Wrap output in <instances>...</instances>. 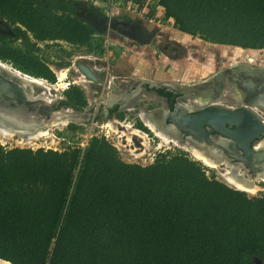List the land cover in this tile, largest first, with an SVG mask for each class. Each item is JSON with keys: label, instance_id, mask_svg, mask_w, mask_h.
<instances>
[{"label": "trees", "instance_id": "obj_1", "mask_svg": "<svg viewBox=\"0 0 264 264\" xmlns=\"http://www.w3.org/2000/svg\"><path fill=\"white\" fill-rule=\"evenodd\" d=\"M75 3L0 0V15L22 21L35 39L88 46L96 30L74 13ZM160 3L183 32L264 49V0ZM16 30L22 46L4 39L0 58L54 82L26 31ZM64 103L82 108L87 99L73 85ZM0 258L12 264H258V258L264 264V194L250 197L209 176L184 152L148 165L127 162L105 136L64 150L0 141Z\"/></svg>", "mask_w": 264, "mask_h": 264}, {"label": "rangeland", "instance_id": "obj_2", "mask_svg": "<svg viewBox=\"0 0 264 264\" xmlns=\"http://www.w3.org/2000/svg\"><path fill=\"white\" fill-rule=\"evenodd\" d=\"M75 14L83 17L80 12H76ZM98 14L100 13L97 11ZM89 17L93 19L94 16L89 15ZM152 24L155 36L153 40L145 43L129 40L121 36L117 30H112L108 26L105 28L98 27L96 35L92 37L91 44L88 46H74L67 42H42L39 46L40 50L38 49L37 53L41 59L51 65L52 70L55 72L56 80L54 82L49 80L51 83H48L50 88H53L49 90L47 97L51 98V105H53L48 109L46 108V110L44 108L46 105L40 106L42 105L41 103L37 106V110L45 115L46 121H49L52 112H56L64 107L60 109L56 108L58 106H55L54 103L62 98L66 100V91L75 85L83 90L87 99L86 106H88L85 110L78 111L90 113L87 118L81 119L78 122H71L70 124L74 125V127H71L70 124L64 127H54L48 135L29 143H23V140L19 136L4 138L0 135V141L7 147L19 146L37 149L42 146L44 148L64 150L74 146L84 147L94 135L105 136L116 146L117 152L123 160L142 165L151 164L157 157L162 158L163 154L174 152H184L191 159L200 161L193 155L191 148L187 147V145H191L205 149L215 158L225 160L227 158L230 160V164L223 163L216 168L208 166L202 161L200 162L205 167L206 173L209 176L212 177L214 175L220 181L236 188L226 182L223 176L225 170H229L231 166L236 168L238 163L243 162L245 168L241 172L243 174L253 172L245 160L239 158L234 161L232 159L233 155L231 154L239 155V152L233 147V141L229 137L218 136L209 143L206 140L196 139L190 133L183 132L176 123L169 124L171 121L167 106L160 108L166 105L164 98L161 96L162 98L155 100L153 98L155 97V92L152 90L144 91L142 88L144 84L142 82H149V86L152 84L161 85L177 90L179 93L181 92L183 96L179 101L187 109H191L189 105H194L195 110H200L214 104L231 108L247 105L253 108V100L251 102L246 101L243 104V101L241 102L237 97L240 94L242 95L240 88L230 87L233 82L231 81V69L229 67L238 58L244 57L246 51L243 49L245 48L210 42L199 34H188L175 26L173 20L162 18L160 22L155 21ZM84 55H89L92 59L94 58L93 64L98 65L100 69L105 67L103 73L105 79L99 81L102 83L103 88L98 93L89 91L85 86L87 82L90 84V78L86 79L84 74L83 77H79L82 74L78 72V62L81 61L80 64L82 66L86 65L83 59ZM78 57L82 59L77 61ZM254 62H257L258 66L259 64L264 66V60L259 61V59L255 58L253 64H256ZM3 72L5 71H1V73ZM63 72L65 76L60 81V73ZM8 74L12 78H16L10 73ZM257 76L255 75V77ZM74 80H77L79 83H74ZM16 81L19 82L17 78ZM62 84L64 85L63 88H57L58 85L62 86ZM134 84L138 86L137 92H139V97L136 100L134 98L136 91L130 94L120 91V89L130 90L129 88L133 87ZM35 91L38 95L43 92L39 88H36ZM107 93L108 95L110 93L114 94V97L108 103L105 100ZM142 93L146 94V96H141L140 94ZM207 93L209 96H212L213 100L207 99L209 102L205 104H203L202 99L200 102L194 100L198 95L202 97ZM54 95L56 98H54ZM103 95L106 105L120 98L127 99L128 101L134 99L135 101L125 103V105L129 104L128 106H131L127 107L129 110H122L120 113L110 112L107 116L97 110ZM211 102L214 103L212 104ZM155 107L159 108L154 109ZM104 109L102 108V110ZM254 111L264 120V105L255 108ZM143 114L155 120L156 124L164 132L172 136L176 142L174 140L166 141L156 136L155 132L148 129L145 125ZM166 117L168 118L166 119ZM140 123L146 126L145 130L139 128L138 125ZM262 140L264 139L258 140V142ZM256 150L260 149L256 148ZM258 185H260L261 190H258L255 194L245 191L246 194L250 197L264 194V182L259 179Z\"/></svg>", "mask_w": 264, "mask_h": 264}, {"label": "flooded vegetation", "instance_id": "obj_3", "mask_svg": "<svg viewBox=\"0 0 264 264\" xmlns=\"http://www.w3.org/2000/svg\"><path fill=\"white\" fill-rule=\"evenodd\" d=\"M21 1L26 2L27 4H31L33 6H38L41 2H44V0H21ZM75 1H76L75 4H76V8L77 9L74 11V13L80 12V14L83 17L79 16V18H81L85 22L90 23L91 25H93L95 30H96L95 33L92 34V37L94 35H96L98 27L105 28L107 26L110 27L112 30H115V31L117 30V32H119V34L121 36H123V37H125V38H127L129 40H133L135 42H144L145 43V42H147L149 40H153V38L155 36V32H154L153 26H150V25L146 24L143 20L138 19V18H136V17H134V16H132L130 14H122L120 16H112V17H108V16H106V15H104L102 13L97 15V11L98 10H97L96 6H94L93 4L88 3L87 1H84V0H75ZM89 15L90 16H92V15L94 16L92 20L87 18V16H89ZM16 28H20L21 31H26V33L28 34V36L31 39V42L33 43L35 48H37L36 49V53H37V50L39 49V46L42 44V42H46V43H49V42L50 43L67 42L64 39H53V40H50V39H45V40L35 39L33 37L32 32L27 28V26L22 21H20L19 19L16 20V21H12L11 19H8L7 17H2L0 15V43H2V41L4 39L12 40L11 43H12L13 46L21 47L22 43H23V38H22V35L20 34V32H18L16 30ZM123 30H125V32H123ZM67 43H69V42H67ZM69 44H72V43H69ZM72 45H74V46H83V45H76V44H72ZM83 57H84L83 59L85 60V64H86L84 66H82L80 64L81 61L79 59H82L81 57H78L76 59L77 61H80V62H78V66H79L78 72H80V74H82V75H80L79 77L80 78L83 77V67H86L87 69L92 71V73H94L96 75L97 80H94V81L93 80L92 81L89 80L90 84H88V82H87V85H85V86L87 87V89H89V91H92L94 93H98L99 90H101L103 88L102 83L99 82V81H103L105 79V75L103 74L104 70H105V67L100 69L98 67V65L93 64L94 58L93 59L90 58L89 55H84ZM257 59H259V61L260 60L261 61L264 60L263 58H257ZM0 60L8 62L11 66H13V67L17 68L18 70L22 71L24 74H30V73H27V72L21 70L20 68H18L16 66V64L14 62H12L11 60H5L3 58H0ZM43 61H45V60H43ZM253 61L254 60H250V56L248 54H245L244 57L238 58V60H236V62L234 64H231L230 67H229L232 70V71L230 70V74H231L230 77L232 78L231 81L233 82V84H231L230 87H233V88L234 87H238V88H240V90H241L240 93H242V95L240 94L237 97L240 99L241 102L243 101L242 102L243 104H245L244 102H246V101L247 102H251L253 99H256V97L260 96L262 92H264V66L260 65V64L258 66L257 62H254L256 64H253ZM46 63L52 69L51 65L48 62H46ZM252 72H255V73H252ZM253 74L258 75L260 77L257 78L258 76L255 77V75H253ZM261 74H262L263 77L261 76ZM0 76L2 78H6L7 80H10V81H12L14 83H17V84L19 83V82L16 81V78H12L6 72H3V73L0 72ZM84 77L86 79H88L87 76L84 75ZM41 78L47 79V78H44V77H41ZM73 82L74 83L75 82L79 83L77 80H74ZM142 84H144L143 86L141 85L144 91L152 90V91L155 92V94H154L155 97H153L155 100L157 98L158 99L162 98V97L164 98V100L166 102L165 103L166 105H164V106L168 107L169 115L172 112L176 111L175 107H176L177 104L181 103L179 101V99L183 96V94L181 92L179 93L177 90L168 88L166 86H161V85H155V86H153L151 88V86H149V82H144L143 81ZM137 88H138V86H136L134 84L133 87L129 88L130 90H128V89L127 90L120 89V91H122L123 93L125 92V94H130L131 92H135L136 91V96L134 97L135 100H136L139 97V95H138L139 92H137ZM237 90L239 91V89H237ZM23 91H24L23 97L25 99L30 100L27 97V94H26L24 89H23ZM128 91H129V93H128ZM3 95H5V94L3 93ZM107 95H108V93L105 95V100H106V96ZM140 95L141 96H146V94H144V93H142ZM23 97L20 100L19 99L18 100L13 99L12 102H13V105L17 104V103H20V105L23 106V108H24V110H25V112L27 113L28 116L22 114L18 118V115L20 114V112H7L0 105V108H2V111L5 112V115L7 117H9L10 119L14 120L15 124L19 123L20 125H24V123H23L24 121L25 122L26 121L29 122L31 120V116L32 115L35 116L33 113H31L33 111L32 110L33 106H32V103L30 102V101H32V102H34V101L30 100L29 103L27 104ZM29 97H30V95H29ZM211 97L212 96H209L208 93H207L205 96H202L200 99H202L203 100L202 102H204L203 104H205V103L209 102V101H207V99L213 100ZM64 99L65 98L59 99V101H56L54 103L55 106H58L56 108L60 109L63 106H70L71 108H75L77 111L78 110L83 111V110H85V108L88 107V106L85 105L82 108H76V107L72 106L71 104L64 103ZM135 100L134 99H130L129 101H135ZM129 101L127 99L125 100L124 98H120L119 100H116V101L112 102L111 104L106 105L104 103V95H103L101 97V102H100V106H99L100 108L98 107L97 110H98V112L101 111L103 115H107V116L109 115L110 112H119L120 113V112H122V110H129L127 107H131V106H128L129 104L125 105V103H127ZM198 102H200V101H198ZM186 103L189 105L188 102H186ZM39 104H38V106H39ZM40 106H43V105H40ZM189 106H191V108L193 107V109H194V105H189ZM243 106H247V105H243ZM49 107L45 106L44 108L48 109ZM241 107H239V108H241ZM102 108L103 109L105 108V109L102 110ZM156 108H159V107H155L154 109H156ZM228 108H230V109H238V108H231V107H228ZM93 111H94V109H93ZM195 111H198V110L194 109V111H192V112H195ZM39 112L40 111L37 110V113H39ZM46 115H47V113H46ZM138 116H139V114H138ZM169 118H170V121H171L169 124L174 123L171 120L172 117H169ZM256 142H258V140L254 142V145H253L254 147L253 148H255V143ZM138 143H140V142H138ZM136 144H137V142H136ZM232 159L234 161H236L235 158H232Z\"/></svg>", "mask_w": 264, "mask_h": 264}, {"label": "bare ground", "instance_id": "obj_4", "mask_svg": "<svg viewBox=\"0 0 264 264\" xmlns=\"http://www.w3.org/2000/svg\"><path fill=\"white\" fill-rule=\"evenodd\" d=\"M1 71L8 72L12 76L16 77L18 79L20 85L22 86V88L25 90L27 97L30 100L37 101V103H40V104L42 103V105H46V107L52 106L51 105L52 102L50 101L51 98H48L47 94H48L49 90H51L53 87L50 88V86L48 85V82H45L44 80H42L41 77L35 76L32 74L26 75L22 71L18 70L17 68H14L8 62H5L3 60H0V72ZM64 74H65L64 72L60 73V79H59L60 81L65 76ZM261 76H262V74H261ZM63 86H64L63 84H62V86L58 85L57 88H61V87L63 88ZM36 88H39L43 92L39 95L36 94V91H35ZM29 95H30V97H29ZM112 97H114L113 93H110L109 95H107L106 96V102L107 103L110 102L112 100ZM54 98H56V96ZM213 103L214 102H212V104ZM2 104H4V102L0 101L1 106H2ZM263 104H264V98L261 96L257 97L256 99H253V101H252V106H254L253 107L254 109L257 107H260V106L262 107ZM178 106L179 107L181 106L182 109H184V110L185 109L189 110L182 104V102L179 103ZM2 107L7 112H20V114L18 115V118L22 114L27 115L23 106H21L20 103L14 104V105L10 106L9 108H6L5 106H2ZM248 107H250V106H248ZM250 108H252V107H250ZM32 110L33 111L31 113H33L35 116L32 115L31 120L29 122L28 121L25 122L23 120L24 125H20L19 123L15 124V121L10 119L9 117H7L5 115V112L2 111V108H0V135L3 136L4 138L19 136L23 140V143H29V142H32V141H35V140L41 138L42 136L48 135L50 133L51 129H53L54 127H64V126L70 124L71 122H78L81 119L87 118L88 114L90 113V112L89 113L88 112L82 113L80 111H77L75 108L74 109L71 108L70 106H64L62 109H60L56 112H52L51 119L49 121L48 120L46 121L45 115L42 112L37 113V110L34 108ZM87 111H89V110H87ZM191 111H194L193 107L191 108ZM177 114L178 113L175 111L169 115V117H172V122H174V123H176ZM142 116H143L145 125L151 131L155 132L156 136L161 137L166 141H173L174 140L172 138V136L168 135L166 132H164L162 130V128H160L156 124L155 120H153L152 118L146 117L145 114H143ZM110 124H112V123H110ZM176 125L179 127L178 124H176ZM136 132H138V131H136ZM192 135L196 139L206 140L209 143L212 142L214 139H216L218 136H226L224 134H211V136L209 135V136H202V137L194 135V134H192ZM226 137H229L233 141L234 149L237 152H239V155L231 154V155H233V158H235V159L241 158L242 160H245L248 163V166L250 168H252L251 171L253 172V173H250V172L247 173L246 172V174H243L241 171L243 170V168H245V166H244L243 162H240V163H238L236 168L234 166H231V168L229 170H225L223 172V176H224L226 182L232 184L233 186H235L239 190L247 191L249 193L255 194L258 190H261L260 185H258V180L260 179L261 181L264 182V140L257 142L255 144V148L260 149V150H256L255 148L252 147L251 152L249 151L250 153L248 152L246 155L245 153L242 152V150L239 147H237V142L235 141V139H233L230 136H226ZM261 139H264V137H262ZM261 139H258V140H261ZM187 147L191 148L193 155L198 160L202 161L203 163H205L208 166H212V167L216 168L219 165H222L223 163L230 164V160H228L227 158H226V160L215 158V157L211 156L203 148L194 147L191 145H187ZM0 264H12V263L0 258Z\"/></svg>", "mask_w": 264, "mask_h": 264}, {"label": "water", "instance_id": "obj_5", "mask_svg": "<svg viewBox=\"0 0 264 264\" xmlns=\"http://www.w3.org/2000/svg\"><path fill=\"white\" fill-rule=\"evenodd\" d=\"M90 20L89 16H87ZM125 32V30H123ZM83 74L91 80H97V77L92 71L83 67ZM151 86H155L152 84ZM3 93L5 95H3ZM23 89L18 83H14L0 76V100L4 102L2 106L9 108L13 105L12 100H20L23 97ZM7 94V95H6ZM264 98V92L261 93ZM24 98V97H23ZM28 104L30 100L25 99ZM34 109H38L37 101H30ZM176 105L175 110L178 113L176 124L186 133H191L197 136H211V134H224L230 136L237 142L243 152L247 155L255 141L264 136V120L259 117L257 112L248 106H242L238 109H230L219 105H211L201 110L192 112L191 109L184 110ZM264 105V104H263ZM36 109V110H37ZM176 114V113H175ZM172 120V118H171ZM249 152V153H250ZM258 264L262 260L255 259Z\"/></svg>", "mask_w": 264, "mask_h": 264}, {"label": "built area", "instance_id": "obj_6", "mask_svg": "<svg viewBox=\"0 0 264 264\" xmlns=\"http://www.w3.org/2000/svg\"><path fill=\"white\" fill-rule=\"evenodd\" d=\"M96 6L99 13L108 17L130 14L138 19L143 20L146 24L153 26L155 21L160 22L166 18L164 7L160 0H84ZM171 20V19H169ZM250 56V60L263 58L264 49H243ZM253 53V54H251ZM27 75V74H26ZM49 82L48 79H43ZM42 147V146H40Z\"/></svg>", "mask_w": 264, "mask_h": 264}, {"label": "crops", "instance_id": "obj_7", "mask_svg": "<svg viewBox=\"0 0 264 264\" xmlns=\"http://www.w3.org/2000/svg\"><path fill=\"white\" fill-rule=\"evenodd\" d=\"M197 97H199V95H198ZM197 97L195 98L196 101H200V100H201V99H200L201 97H199V98H197ZM195 99H194V100H195ZM163 107H165V106H162V107H160V108H163ZM167 108H168V107H167ZM156 109H157V108H156ZM152 110H154V109H152ZM166 118H168V117H166ZM166 121H167V120H166Z\"/></svg>", "mask_w": 264, "mask_h": 264}]
</instances>
